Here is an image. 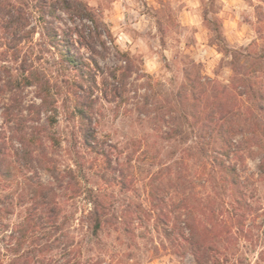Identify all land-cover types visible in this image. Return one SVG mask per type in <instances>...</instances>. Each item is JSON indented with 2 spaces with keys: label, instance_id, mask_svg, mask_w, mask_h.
Listing matches in <instances>:
<instances>
[{
  "label": "rangeland",
  "instance_id": "374dc122",
  "mask_svg": "<svg viewBox=\"0 0 264 264\" xmlns=\"http://www.w3.org/2000/svg\"><path fill=\"white\" fill-rule=\"evenodd\" d=\"M84 1L116 46L100 47L99 68L92 67V126L102 146L84 145L74 74L42 44L56 110L41 111L35 122L41 142L31 146V163L3 112L16 104L24 116H37L38 90L23 87L18 102L9 91L0 97V264H195L187 222L194 241L214 245L203 264H264L261 150L253 146L238 165L253 210L243 221L248 238H232L229 192L212 161L213 142L201 137L209 114H226V132L253 129L254 94L264 83V0ZM234 50L243 53L236 62ZM237 118L247 122L240 130L231 126ZM209 133L218 136L216 128ZM39 184L48 195L35 196ZM91 194L104 205L96 234L87 213Z\"/></svg>",
  "mask_w": 264,
  "mask_h": 264
},
{
  "label": "trees",
  "instance_id": "16d2710c",
  "mask_svg": "<svg viewBox=\"0 0 264 264\" xmlns=\"http://www.w3.org/2000/svg\"><path fill=\"white\" fill-rule=\"evenodd\" d=\"M63 15L67 19H64ZM108 43L116 49L111 31L99 12L84 0H0V97L9 91L12 95L11 101L18 102L21 89L34 85L40 100L37 116H24L16 104L6 106L3 112L4 121L13 122L12 129L20 134L17 143L21 149L23 145L28 150L27 154L31 156L33 151L31 146L41 142L35 132L38 128L35 122L39 121L40 112L56 110L55 106L53 107L55 100H49L50 81L44 74L45 68L41 65L47 51L42 44L53 48L59 54L60 61L67 65L66 69L74 74L72 79L76 96L74 113L81 122L79 129L84 145L93 151L102 146V141L97 137L92 126V95L96 85V76L92 72V67L99 68L95 56L100 54V47L109 48ZM77 48L87 49L89 56H84L79 50L74 51ZM232 53L235 62L238 57H243V53L238 50ZM254 95L256 118L254 116L255 120L251 121L253 129L248 134L238 136L224 131V122L228 123V119H225L226 114L216 119L209 114L201 121V129L204 131L210 132L215 128L218 130L216 137L209 132L203 133L201 137L203 139L207 137L213 142L212 161L221 184L229 192L228 200L224 205L230 218L234 220L232 222L237 230L235 233L230 230L229 236L244 240L248 238L250 231L245 228L243 221L246 213L253 210V202L250 189L246 181L242 179L238 165L250 156V152H253L252 147L257 146L261 150L258 156L259 172L264 173V83ZM12 107L18 108L13 116ZM45 120L50 124L51 115L48 114ZM246 123L245 119L237 118L232 121L231 126L234 125L240 130ZM4 132L6 129L1 128L0 139ZM51 139L55 143L56 138L53 136ZM3 146L1 142L0 152ZM4 159L0 161L1 164L4 163ZM29 162H32V156ZM5 167L2 166L3 175H6ZM47 169L52 168L49 166ZM49 191H51L50 188L39 184L35 196L44 197L49 194ZM151 194L154 192L152 191ZM87 201L91 204L87 213L92 221V233L96 234L102 226L104 205L92 194ZM220 216L218 221L227 224L226 218L222 214ZM187 229L186 239L195 264H203L207 254L215 251L214 245L208 243L206 237L198 243L194 241V232L192 226H188V222Z\"/></svg>",
  "mask_w": 264,
  "mask_h": 264
}]
</instances>
